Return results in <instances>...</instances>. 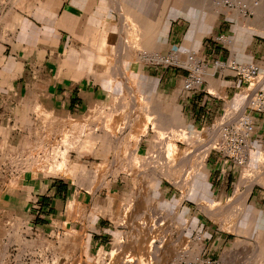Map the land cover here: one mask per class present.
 Listing matches in <instances>:
<instances>
[{
	"label": "crops",
	"instance_id": "crops-1",
	"mask_svg": "<svg viewBox=\"0 0 264 264\" xmlns=\"http://www.w3.org/2000/svg\"><path fill=\"white\" fill-rule=\"evenodd\" d=\"M169 14V0H0V220L21 227L1 234L0 244L8 239L30 253L38 239L49 244L52 237L58 239L54 264L91 259L109 247L131 191L116 159L164 148L169 125H212L220 133L244 113L260 80L216 70L189 91L187 71L140 61L136 45L168 53L177 47L175 22L194 21ZM234 23L212 27L232 37L233 46L213 47L203 42L212 36H202L203 53L264 63V40L243 38V25ZM255 121L250 150L264 160V115ZM57 149L67 158L64 170L53 160ZM208 165L213 201L244 188L218 153ZM256 184L250 192L244 188L249 197L234 232L219 229L213 237L207 219L198 217L212 242L209 253L226 264H264V194ZM229 239L234 243L227 250Z\"/></svg>",
	"mask_w": 264,
	"mask_h": 264
},
{
	"label": "rangeland",
	"instance_id": "rangeland-1",
	"mask_svg": "<svg viewBox=\"0 0 264 264\" xmlns=\"http://www.w3.org/2000/svg\"><path fill=\"white\" fill-rule=\"evenodd\" d=\"M174 1L176 0H169V13L172 12V14H169V18L171 16L173 18L184 17L186 19H190L189 16L184 13L171 10V2ZM196 1L197 9L205 10L208 6L207 0ZM250 3H252L251 0H241V2L240 0H237V7L234 9H229L225 6V12L219 15L214 23L215 26L218 27V25H221L222 28L226 23H242L249 34H254L256 38L264 40L263 31L254 32L249 28L251 27L249 25L252 23L264 26V13L260 21V18L255 14V9L252 8ZM243 5H246L247 8H243ZM181 20L182 18L175 22L180 24L179 28H175L176 35L178 34L177 41L175 42L177 47L175 46L170 49L169 46V52L177 50L180 55L179 59L183 62L181 66L174 67L173 69L184 70L187 71L188 74L189 70H192V68L187 66L185 63V51H190L189 48L194 44L195 40L190 37V34L196 30L197 24H195V21L189 23L186 21L181 22ZM226 26L229 27V25ZM221 28H219V30L215 33H213L214 29L210 33L207 32V34L203 35L202 38L210 35L212 38H215L224 34V31L221 30ZM183 39H186V42L182 46ZM207 41L212 43V40L208 38H205L203 42L206 43ZM218 44V42H213L211 45L213 47H218ZM203 46L204 45H202V48H192L193 51L191 50L190 52L194 53L195 60L199 61L204 57H207V60L211 61L214 56L207 55V51L203 53ZM134 47L135 45L132 48ZM136 48L142 53L145 51L153 52L152 49L150 50L145 45L141 44L136 45ZM226 48L229 47L226 46ZM223 49L226 51L225 48ZM227 52L229 53V51ZM220 58L224 59L228 57L224 56ZM235 59L240 61L238 58ZM252 61L253 60L246 62ZM258 63L261 66V71L263 72L264 63ZM209 66L212 67L213 62H211ZM171 68L172 67H169V69ZM193 71L195 70L193 69ZM211 71H216V69H209L207 72ZM195 73L197 75H201V72L199 71H195ZM260 74L254 82H258ZM208 127L214 126L196 125L191 127V129H193L191 130V136L186 138L176 132L174 127L169 125V141L164 142V148L156 149L155 152L151 154L145 155L143 153L139 157H135L132 153L128 152V155L125 158L116 159L119 162L118 164L120 167L123 171H125V174L126 172L129 174L132 184L131 191L125 200V204L121 207L117 220L113 223L116 234L111 239L109 247L105 248V250L100 253H95L91 259L85 258L83 255H79L74 257L67 264H138L137 259L139 256L142 255L144 257V254L147 253L149 248L152 252H158L157 256L162 254V259L166 262H164L165 264H189L190 262L196 261L200 257H212L213 259L222 261L226 264L221 257H215L209 253L213 251L208 250V247H210L212 242L210 243V241L205 238L200 225L197 224L198 217L207 219V222L205 221L206 226H210L213 237L219 229H224L227 233L234 232L235 225L243 217L246 201L249 197L248 193L244 191V188L246 189L247 186L249 190V183H251V185L258 183L254 189L256 188L258 192L260 191L264 194V160L262 158H255L257 164H252L251 158H254L253 156L255 154L251 151V158L248 164L238 168V170L235 169L237 176L234 180L237 181L238 176H240L239 181H237V186H243L244 188H240V190L235 192L233 196H229V198L222 203L213 201L210 192L211 180L209 179L210 167L208 163L209 159L214 157L217 153L215 151V146L217 143L216 141L220 138V134L216 137L215 146L211 148L208 157L207 155L205 156L203 165L198 163V158L201 154L203 146L210 138ZM211 134L213 136V133ZM71 144L72 143L69 140H64L62 142V145L67 147ZM54 150L53 153L56 156L53 160H55V163L58 164V169L61 170L63 169V164L67 158H59L61 157V154L63 155V153H61L59 149L55 152ZM184 155L187 156L186 159H183V157H185ZM156 179L159 180L158 185L155 184ZM252 180L255 181L252 182ZM139 197H142V200L146 201L148 205H145L142 212L140 211L135 213L132 211V213L128 216L127 209L129 208L130 202L139 199ZM149 197L150 200H147ZM235 199H238V204L231 205ZM148 201H150V203H148ZM135 203L137 208V203L139 202ZM130 207L131 208L129 209L132 210V203L130 204ZM40 223L46 224L43 218H41ZM6 225H8L7 230ZM10 228H12L14 232H17L21 229L20 223H7L0 220V235L8 232ZM44 228L51 230L53 225ZM169 230H172V233ZM169 234L172 237H170ZM213 237L211 241H213ZM167 238H170L171 240L169 239V241L171 242H177L181 239H185L188 242L185 241L186 243L184 242L183 246H180L174 252L169 251L170 254L168 258L167 253L161 250L165 245L164 241L168 240ZM16 239L17 240L15 241L20 244V239ZM54 240L58 239L50 237V243L52 244H46V239H38L36 242V248L34 247L36 250L29 253V249L24 252L20 250L19 252L17 250L19 246L10 245V240L2 239L0 244V264H54L57 258V249L53 248L55 245ZM151 242L154 243L155 246H151ZM233 243L234 241L229 239L227 241L226 249H230L233 246ZM31 246L33 245L31 244ZM159 250L161 252H159ZM205 250L206 253L204 254ZM153 259L155 260L153 262L163 264L161 263L162 259L154 256Z\"/></svg>",
	"mask_w": 264,
	"mask_h": 264
},
{
	"label": "built area",
	"instance_id": "built-area-1",
	"mask_svg": "<svg viewBox=\"0 0 264 264\" xmlns=\"http://www.w3.org/2000/svg\"><path fill=\"white\" fill-rule=\"evenodd\" d=\"M236 1L228 0L225 6L229 9H234L237 7ZM243 8H247L246 5H243ZM211 40L212 43L218 42V45L222 47H231L234 43V39L226 34H221L215 38H211ZM179 56L177 50H172L168 53H159L158 55L145 51L141 54L140 61L153 67H172L171 69H173L183 64ZM185 56L188 59L195 60L194 53L190 51H185ZM211 62H213L212 67L209 66ZM209 69H216L218 71L230 70L241 80L254 82L255 78L260 74L261 66L257 61L240 62L232 57L221 59L220 57L214 56L211 61L207 60V57H204L198 61L197 67V71L201 72V75H197L193 69L189 70L184 81L185 88L189 91L200 88L205 83V75ZM263 83L258 84L256 89L250 94L244 113L239 115L233 122L224 125L221 129L215 151L229 164L230 169L234 170L247 165L251 158L250 139L256 131L255 115H264ZM189 264L225 263L215 260L212 257H200Z\"/></svg>",
	"mask_w": 264,
	"mask_h": 264
},
{
	"label": "bare ground",
	"instance_id": "bare-ground-1",
	"mask_svg": "<svg viewBox=\"0 0 264 264\" xmlns=\"http://www.w3.org/2000/svg\"><path fill=\"white\" fill-rule=\"evenodd\" d=\"M228 0H218V1H214V0H207V2H208V6L206 7V9L205 10H200V9H197V7H196V5H197V1L196 0H185V1H179V0H176V1H174V2H171L172 3V9L171 10H175V11H177V12H180V13H184V14H186L187 16H189L190 18H192L194 21H195V24H197L196 26V30H194V32H192L191 34H190V37L193 39V40H195L194 41V44L189 48L190 49V51L192 50L193 51V49L192 48H199V46H200V40H201V37L205 34V33H207V32H209V31H211V29H213L212 27H213V24H214V22H215V20H216V18L218 17V15L219 14H221V13H223V12H225V4H226V2H227ZM246 1V0H245ZM248 1V0H247ZM240 2H241V0H240ZM243 2V1H242ZM251 2L252 3H250L251 5H252V8L253 9H255L254 11H255V14H256V16L257 17H259L260 18V21H261V19H262V16H263V13H264V0H251ZM254 14V13H253ZM248 21V20H247ZM240 26H242V23H240ZM249 26H251V27H249L250 29H252L254 32L256 31V32H258V31H263V34H264V26L263 25H259V24H251V25H249ZM244 27V26H243ZM242 27V28H243ZM244 30H241V32L243 33V38L244 37H249V32L247 31V29H245V27L243 28ZM125 35V32H124V34H123V39H124V42L126 41V37L124 36ZM244 40V39H243ZM127 42V41H126ZM158 48V47H157ZM157 50V49H156ZM155 54L156 55H158L159 54V52L157 51V52H155ZM187 57V56H186ZM185 58V57H184ZM185 63H186V65L187 66H190L192 69H194L196 72H198L197 71V67H198V60H194V59H188V58H185ZM207 74L209 73V72H206ZM256 79V78H255ZM259 80H260V83L259 84H261L262 83V81L264 80V71L263 72H261V75H260V77H259ZM172 123V122H171ZM173 127H174V130L176 131V132H178L179 134H181V135H183L184 137H186V138H188V137H190L191 136V130L190 129H188L187 128V126L185 127H181L180 125L179 126H176V125H173ZM209 130L213 133V138L211 139V140H207V142L204 144V146H203V149H202V151H201V154H200V156H199V158H198V160H199V164L200 165H203V163H204V159H205V156L209 153V151L211 150V148L213 147V146H215V140L217 139L216 137L217 136H219V130H216V129H214V128H212V127H210L209 128ZM209 131V132H210ZM182 137V136H181ZM210 138H211V136H210ZM217 142V141H216ZM58 151V150H57ZM185 156V155H184ZM186 157L187 156H185V157H183V159L185 158L186 159ZM194 158H196V157H194ZM194 158H193V160H194ZM190 159V158H189ZM196 161V160H195ZM187 162V161H186ZM192 162H194V161H192ZM64 163V162H63ZM179 163V162H178ZM188 163V162H187ZM251 163L252 164H257V161H256V159L255 158H251ZM191 164V163H190ZM64 166H63V169H61V170H64V167H65V163L63 164ZM187 165V164H186ZM62 167V166H61ZM255 170V169H254ZM67 176V175H66ZM68 177V176H67ZM162 178V177H161ZM257 178V177H256ZM247 180V179H246ZM253 181H255V180H252V182ZM205 182V181H204ZM259 182V181H258ZM155 184L156 185H158L159 184V180L158 179H156V182H155ZM203 184V183H202ZM250 185V187L253 185H251V183H249L248 184V186ZM204 186V185H203ZM249 192L251 191V189L250 190H248ZM248 192V193H249ZM146 197V196H145ZM153 199V198H152ZM147 200H150V197L147 199ZM135 202H139V203H137V208H136V203ZM133 204V208H132V210H130L129 208H131L130 207V204ZM148 203H150V201H148ZM130 204H129V208L127 209L128 210V212H127V215L129 216V214L130 213H132V211L133 212H135V213H138V212H142V210L145 208V205L147 204L146 203V201H144V200H142V197H139V199H137V200H134L133 202H130ZM148 205V204H147ZM135 210V211H134ZM137 216V215H136ZM155 222V221H154ZM151 224V223H150ZM156 225V224H155ZM154 227V226H153ZM157 227V226H156ZM151 228V227H150ZM170 231V230H169ZM172 231V230H171ZM170 231V232H171ZM172 233V232H171ZM170 233V234H171ZM170 234H169V236H170ZM170 237H172V236H170ZM168 239V238H167ZM170 239V238H169ZM169 239L168 240H165L164 241V243H165V245L163 246L164 247V249H163V247H162V249L161 248H159V249H161L162 251H164V252H166L167 253V257L169 258V254H170V252L169 251H171V252H174V251H176V249H178L180 246H183V243L186 241L185 239H181V240H179V241H177V242H171V241H169ZM171 240V239H170ZM163 242V241H162ZM186 242H188V241H186ZM185 242V243H186ZM150 243V242H149ZM152 243V242H151ZM151 246H155L154 245V243H152V244H150ZM115 251V250H114ZM158 251V250H157ZM159 252H161L160 250H159ZM158 253V252H157ZM157 253L156 252H152L151 250H150V248L148 249V251H147V253L146 254H144L145 256L143 257L142 255L141 256H139V258L137 259L138 260V264H157V263H155V262H153V261H155L154 259H153V256L154 257H157V258H160V259H162V254L161 255H159V256H157ZM113 254V253H112ZM136 254V253H135ZM166 255V254H165ZM130 256V255H129ZM167 258V259H168ZM164 259H166V258H164ZM157 260V259H156ZM169 260V259H168ZM167 261V260H166ZM121 262V261H120ZM165 261L162 259V261H161V263H163V264H165L164 263ZM168 262V261H167ZM131 263V262H130ZM180 263V262H179ZM160 264V263H159Z\"/></svg>",
	"mask_w": 264,
	"mask_h": 264
}]
</instances>
